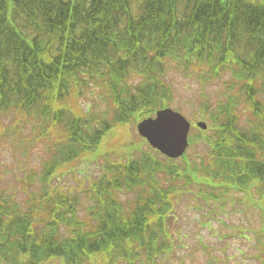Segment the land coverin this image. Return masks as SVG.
I'll use <instances>...</instances> for the list:
<instances>
[{"label":"trees","instance_id":"trees-1","mask_svg":"<svg viewBox=\"0 0 264 264\" xmlns=\"http://www.w3.org/2000/svg\"><path fill=\"white\" fill-rule=\"evenodd\" d=\"M171 62L202 84L230 71L223 97L199 103L208 128H197L190 145L203 147L206 161L192 164L185 154L175 163L149 150L108 159L78 219L81 194L46 188L22 205L1 187L5 262L159 264L182 247L171 223L190 185L204 187L221 211L238 189L255 187L264 199V0H0V115L66 127L49 169L97 156L112 130L79 108L86 89L102 93L114 124H135L170 105ZM239 104L248 109L247 127ZM123 191L133 194L126 202ZM263 234L264 223L255 232Z\"/></svg>","mask_w":264,"mask_h":264},{"label":"rangeland","instance_id":"rangeland-1","mask_svg":"<svg viewBox=\"0 0 264 264\" xmlns=\"http://www.w3.org/2000/svg\"><path fill=\"white\" fill-rule=\"evenodd\" d=\"M169 66L167 75L174 91L170 105L184 112L192 122L202 120L199 114L200 101L210 99L214 103L222 98L224 80L229 78L230 71H223L217 78L218 82L209 85L202 84L196 72L185 74L172 62ZM76 101L82 111L86 112L89 108L88 113H93L95 117L113 126L103 138L97 156L90 158L85 155L62 167L49 169L52 154L60 137L67 132L66 127L63 124L59 127L40 123L36 118L25 121L19 119L21 113L16 111L4 113L0 115V188L22 205L29 195L46 188L81 194L78 219L87 215L89 198L85 191L99 177L108 159H124L127 154L140 156L151 150L139 137L134 124L113 123V113L102 107L104 97L98 89H86ZM72 110L80 113L79 109ZM237 112L240 113L239 123L247 127L249 112L246 105L239 104ZM186 154L192 164L207 159V151L200 145H191ZM174 161L183 163L181 158ZM190 186L193 187L191 194L186 193L178 199L174 207V222L171 223L173 235H180L182 247L179 250L176 248L169 257L162 258L159 264H211V257L219 258L216 264H264V234L259 237L255 235L264 223L262 191L255 187L249 188V193L238 189L229 197L233 205L221 211L216 209L214 201L204 197V187ZM132 196V193L126 191L121 193L125 202ZM89 221L90 227L93 220ZM244 237L253 240L248 241ZM4 260L0 254V264H9ZM95 260L82 264H105L99 259ZM42 264L70 263L62 257L52 256Z\"/></svg>","mask_w":264,"mask_h":264},{"label":"water","instance_id":"water-1","mask_svg":"<svg viewBox=\"0 0 264 264\" xmlns=\"http://www.w3.org/2000/svg\"><path fill=\"white\" fill-rule=\"evenodd\" d=\"M198 125L206 127L202 122ZM138 130L153 147L171 158L181 156L188 146L190 123L171 108L159 110L155 117L144 119L138 124Z\"/></svg>","mask_w":264,"mask_h":264}]
</instances>
